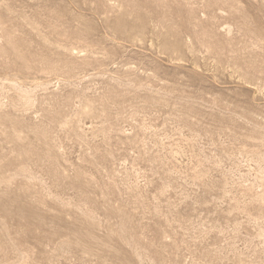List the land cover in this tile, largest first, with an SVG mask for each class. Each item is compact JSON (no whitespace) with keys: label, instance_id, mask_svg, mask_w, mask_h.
I'll list each match as a JSON object with an SVG mask.
<instances>
[{"label":"rangeland","instance_id":"374dc122","mask_svg":"<svg viewBox=\"0 0 264 264\" xmlns=\"http://www.w3.org/2000/svg\"><path fill=\"white\" fill-rule=\"evenodd\" d=\"M0 264H264V0H0Z\"/></svg>","mask_w":264,"mask_h":264}]
</instances>
